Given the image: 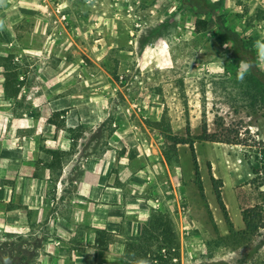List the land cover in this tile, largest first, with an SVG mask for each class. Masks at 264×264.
Here are the masks:
<instances>
[{
  "label": "rangeland",
  "instance_id": "obj_1",
  "mask_svg": "<svg viewBox=\"0 0 264 264\" xmlns=\"http://www.w3.org/2000/svg\"><path fill=\"white\" fill-rule=\"evenodd\" d=\"M204 2L234 41L220 35ZM197 18L207 29L196 30ZM257 40H264V0H3L0 159L14 150L23 159L15 179L0 172L16 192L14 202L0 198V264L102 259L94 220L109 212L80 201L75 187L79 162L108 150L120 154L113 174L124 167L137 175L125 192L134 203L124 230L138 232L156 211L173 220L183 264H264V220L255 235L243 220L247 209L264 217V71L236 79L242 55L256 60ZM170 135L195 142L200 181L190 146L174 145ZM107 235L109 243L135 240ZM64 243L78 251L75 261L56 254Z\"/></svg>",
  "mask_w": 264,
  "mask_h": 264
},
{
  "label": "crops",
  "instance_id": "obj_2",
  "mask_svg": "<svg viewBox=\"0 0 264 264\" xmlns=\"http://www.w3.org/2000/svg\"><path fill=\"white\" fill-rule=\"evenodd\" d=\"M104 93H106L105 90ZM2 94H4V91L2 92ZM86 108L87 107L85 106H81L79 107V109H72L70 111V116H74L77 111L81 112L86 110ZM95 110H97V108ZM80 118L81 120L79 118L77 120V125L79 121L85 119L84 116H81ZM70 121L71 120L68 118V127H75L76 124H72ZM50 125L54 126L51 123ZM4 141L5 139L2 137L0 139V142ZM138 156L143 157L142 154ZM119 157L120 154L118 152H115L114 150H108L105 152V154L92 158L89 164L85 161L84 163L81 161L79 162L80 169L82 167L84 171L82 179L77 182V187H75L76 193L80 196V201H82L86 205L88 203L90 205H93L94 207H96V209H98L97 211H100L102 215L104 214L105 210L106 212L108 211L110 215L109 217L99 216L98 218H95L96 220H94V226L101 231L100 234H98L97 232L96 236H94V243L102 253V259L98 261L97 264H110L108 259L112 256L113 258L118 257L117 264H121L122 257L125 254L126 243L119 241H115L116 243H109L108 241L105 242V235L108 236L107 234L109 233L116 236V238L121 239L124 237L127 239V241L133 239H135L134 241H136L139 231L140 229H142V226L140 225V227L138 228V232L137 228L135 227L134 232L132 233L128 229L124 230L122 224L124 220L123 215L126 214V211H130L128 206H130L131 203H134L132 202L133 199H131V197L125 196V192L129 189H134L137 175L133 174L135 173L133 172V169L129 170L125 169L124 167L122 168L121 174H118L120 176L113 174V168L118 166V163L120 161ZM22 159L23 154L19 153L17 150H14L9 156V160H7V156H4L3 159H0V172L5 175H10V179H15L18 174L22 173ZM24 159H26V157H24ZM7 180L8 177H2V180L0 179V198H2L1 200L5 201V203H7V201H11V199L14 202L16 197V192L12 196V187L8 188V184L6 182ZM7 190L9 195L5 197V192H7ZM17 192L19 193V189ZM1 193H3V195H1ZM85 199L93 201V203H91L90 201H84ZM113 203H117L118 205H111ZM143 206H145V204ZM107 209L113 210L109 211ZM140 213L142 214V219H145V210L141 209ZM65 220V218L61 219V221ZM102 230H105L106 232H103ZM60 236L63 238L66 237L65 234H60ZM100 242L103 244V247H100ZM55 250L56 254L59 253L62 255V257H68L70 254L73 259L75 254L78 252L75 251V249L71 250L70 248H67V245L65 243L64 246L61 245Z\"/></svg>",
  "mask_w": 264,
  "mask_h": 264
},
{
  "label": "trees",
  "instance_id": "obj_3",
  "mask_svg": "<svg viewBox=\"0 0 264 264\" xmlns=\"http://www.w3.org/2000/svg\"><path fill=\"white\" fill-rule=\"evenodd\" d=\"M203 5L205 8V13L211 14V16L214 17L219 28L220 35L224 39L234 41L235 39L229 35L228 30L225 28L224 20H222V17L218 14V12L215 11L212 6H207L208 4H206V2H204ZM207 26V21L197 18L196 30L198 32L204 31L207 29ZM50 123L56 127H60V123L58 124V122L53 119H50ZM187 135L190 137L189 128L187 129ZM170 139L176 146H190L191 152L193 154L196 177L200 181V171L195 156V142L193 140L171 135ZM198 139L205 140L206 136L199 137ZM210 139L212 141L223 142L221 140H215V138L212 136ZM48 153L55 157L61 152L48 151ZM212 182L214 183L216 190L218 204L223 211L225 218L228 222H230L226 205L223 201L220 190L217 187L218 180L212 176ZM200 188L201 191H203L201 186ZM257 210V208H254L243 211V220L246 226V231L251 235L257 234L260 229V226H258V218H260L261 221L264 220V217L261 216L260 211ZM102 245L103 244L100 242V247H103ZM125 247V254L122 257L121 264H134L135 259L140 257L149 258L151 264H183L182 244L179 234L176 230V226L170 217L160 212L152 211L148 223L142 226L139 239L137 241L127 242Z\"/></svg>",
  "mask_w": 264,
  "mask_h": 264
},
{
  "label": "clouds",
  "instance_id": "obj_4",
  "mask_svg": "<svg viewBox=\"0 0 264 264\" xmlns=\"http://www.w3.org/2000/svg\"><path fill=\"white\" fill-rule=\"evenodd\" d=\"M0 3H3V0H0ZM255 49L257 54L255 61L250 60L241 54L243 58L239 61L236 74V79L241 83L244 81L245 76L249 71L254 69L257 71H264V40H257L255 42ZM134 264H151V261L149 258L140 257L135 259Z\"/></svg>",
  "mask_w": 264,
  "mask_h": 264
}]
</instances>
